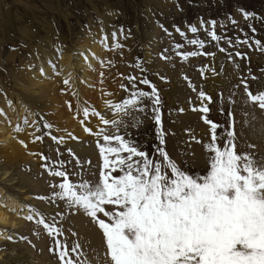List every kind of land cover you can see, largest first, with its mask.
Listing matches in <instances>:
<instances>
[{
    "label": "rangeland",
    "instance_id": "374dc122",
    "mask_svg": "<svg viewBox=\"0 0 264 264\" xmlns=\"http://www.w3.org/2000/svg\"><path fill=\"white\" fill-rule=\"evenodd\" d=\"M91 1L0 0L2 61L36 17L75 40L106 8L122 53L107 94L124 115L98 146L100 184L86 179L91 161L41 136L39 196L60 200L38 210L22 248L44 251L45 264H97L63 235L76 203L114 264H264V0ZM20 255L13 264H30Z\"/></svg>",
    "mask_w": 264,
    "mask_h": 264
},
{
    "label": "bare ground",
    "instance_id": "6f19581e",
    "mask_svg": "<svg viewBox=\"0 0 264 264\" xmlns=\"http://www.w3.org/2000/svg\"><path fill=\"white\" fill-rule=\"evenodd\" d=\"M88 2L91 4L92 1ZM96 13L99 24L89 22V31L75 40L57 32L50 19L36 17L31 29L27 28L23 33L21 51L14 46L17 44L12 43L13 50L8 52L6 60L2 61L0 56V264L17 263L24 257L20 253L24 252L29 254L30 264H45L46 253L43 250L39 257L33 256V250L22 248L25 245L18 239L21 233L33 239L38 228L32 230L31 220L36 222L40 209L47 210L42 211L43 214L51 212L54 208L51 201L54 204L60 200L59 195L54 196L53 189L50 196L54 200L47 199L48 195L43 199L39 196L46 187V177L41 172L43 166L40 167L44 153L41 136L56 143L54 148L59 149L60 154H72L91 161L96 168L87 167L85 173L89 175L86 174L85 178L90 185L98 187L97 169L99 162L103 161H100L98 146L104 141V135H109L112 128L117 129L122 113L119 110L121 105L117 108V96L107 94L118 73L116 68L111 73L108 70L109 66H114V55L119 62L122 53L121 50L115 51L119 35L111 25L114 12L106 8ZM6 15L9 24L8 12ZM62 18L64 24L68 22L67 15H62ZM144 46L149 60V45ZM5 62L10 67V74L4 73V78L2 69ZM215 69L212 67L207 71V78ZM112 90L111 94H115L116 89ZM30 171L31 175L28 174ZM76 205L71 204L68 208L70 225L76 229L74 235L69 224L68 229L72 231L64 230L68 244H72L74 249L78 246L77 250L84 247L94 263L114 264L108 254L103 256L105 239L101 225H87L89 212ZM40 247L44 245L40 243Z\"/></svg>",
    "mask_w": 264,
    "mask_h": 264
}]
</instances>
